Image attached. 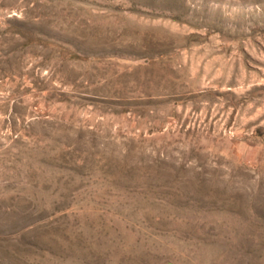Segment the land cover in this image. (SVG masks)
<instances>
[{
	"label": "rangeland",
	"instance_id": "374dc122",
	"mask_svg": "<svg viewBox=\"0 0 264 264\" xmlns=\"http://www.w3.org/2000/svg\"><path fill=\"white\" fill-rule=\"evenodd\" d=\"M0 264H264V0H0Z\"/></svg>",
	"mask_w": 264,
	"mask_h": 264
}]
</instances>
